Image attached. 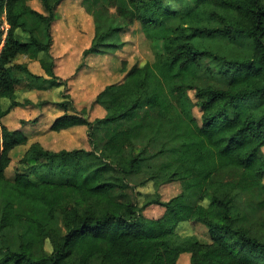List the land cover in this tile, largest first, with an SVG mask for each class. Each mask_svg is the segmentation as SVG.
Here are the masks:
<instances>
[{
  "label": "trees",
  "instance_id": "16d2710c",
  "mask_svg": "<svg viewBox=\"0 0 264 264\" xmlns=\"http://www.w3.org/2000/svg\"><path fill=\"white\" fill-rule=\"evenodd\" d=\"M31 1L0 0V184L29 207L23 213L11 201L4 205L0 264H178L184 253L191 264H264V240L238 225L234 205L236 191L264 190V0H189L191 7L181 13L164 0L117 6L127 25L140 22L146 38L162 42L164 51L133 65L121 82L97 94L105 116L92 121L88 108L79 109L64 93L57 101L64 112L51 125L56 132L87 126L90 144L96 148L100 139L112 160L94 162L93 148L50 150L34 142L21 163L43 160L65 178L20 171L9 180L12 154L29 144L25 132L2 123L20 105L16 69L43 80L27 65L13 63L22 55L35 60L41 53L51 55L52 26L64 0H41L45 12ZM111 33H98L85 56L96 53ZM204 58L223 66L226 87L199 85ZM40 61L51 77L44 82L64 84L56 79L52 56ZM122 63L125 68L127 60ZM194 107L200 108L201 121ZM111 163L120 180L110 178ZM228 167L241 170L238 178L217 179L216 173ZM144 170L157 185H182L169 201H151L165 207L157 218L142 216L125 181ZM191 190L204 202H185ZM259 205L264 208V198ZM186 221L204 225L211 241L180 237L176 229Z\"/></svg>",
  "mask_w": 264,
  "mask_h": 264
},
{
  "label": "rangeland",
  "instance_id": "374dc122",
  "mask_svg": "<svg viewBox=\"0 0 264 264\" xmlns=\"http://www.w3.org/2000/svg\"><path fill=\"white\" fill-rule=\"evenodd\" d=\"M37 11L45 12L41 0L30 2ZM164 5L172 11L179 13L189 9L192 3L189 0H164ZM117 6L130 7L129 0H64L57 8V18L52 26L53 42L51 55L41 53L39 59L33 60L27 55L19 56L13 65L25 64L34 74L40 75L43 80L32 79L21 69H16L20 83L17 86V100L20 105L15 106L9 115L4 117L2 123L10 128L20 129L29 136V144L16 148L12 154L13 162L6 171V177L14 180L17 172H27L37 178H46L59 181L65 176L59 169H50L43 160L23 164L20 158L24 155L29 145L34 142L40 143L50 150L85 148L95 150L97 158L94 162H110L102 150L101 140L95 146L90 144L88 128L85 125L73 126L61 132L51 129L56 117L64 111L58 106L57 101L63 100L64 93H69L75 105L81 109L88 108V116L94 121L105 116L106 109L95 102L97 94L105 86L121 82L127 71L135 64L145 61H153L157 53L164 51L162 42H150L146 38L140 22L127 25L125 20L117 13ZM178 17L171 19V23H177ZM56 25V26H54ZM112 29V33L105 41L106 44L99 47L96 53L85 56L84 51L92 45L98 33ZM42 31V32H41ZM39 36L46 40L45 32L41 30ZM54 59V73L56 79L65 81L60 86H50L44 79L51 77L42 67L40 58L46 61ZM123 60L127 65L123 67ZM223 66L210 58L202 60L199 85H214L226 87L227 80L222 72ZM190 96L196 101L195 90L190 91ZM8 101L3 102V107ZM10 103V102H9ZM73 112L72 107L69 109ZM194 115L201 121V110L194 107ZM26 123H22V122ZM103 135L100 131L98 138ZM105 153V154H104ZM110 174L113 180L122 174L114 163H111ZM241 170L237 167H228L216 173L220 180H236ZM124 180V179H123ZM131 186L129 193L133 195L141 214L147 218L160 217L165 207L151 203L159 197L163 202L169 201L182 191L180 181H169L157 185L155 180L150 179L147 170L133 174L126 178ZM16 193V192H15ZM17 194V193H16ZM264 198V190L256 188L250 191L235 192V209L240 216L238 225L245 227L252 236L264 240V208L259 205ZM11 201L19 212L27 213V203L19 199L18 195L8 187L0 184V223L4 205ZM184 201L190 204L202 203L198 192L191 190L185 194ZM180 237L195 235L201 241H211L207 228L201 223L186 221L180 223L176 229ZM3 244V235L0 231V247ZM46 248L50 250L49 242ZM178 264H191L190 254L181 255Z\"/></svg>",
  "mask_w": 264,
  "mask_h": 264
},
{
  "label": "crops",
  "instance_id": "0c3cea01",
  "mask_svg": "<svg viewBox=\"0 0 264 264\" xmlns=\"http://www.w3.org/2000/svg\"><path fill=\"white\" fill-rule=\"evenodd\" d=\"M34 1V0H33ZM54 26H56V25H54ZM33 60H35V59H33ZM63 131V130H62Z\"/></svg>",
  "mask_w": 264,
  "mask_h": 264
}]
</instances>
